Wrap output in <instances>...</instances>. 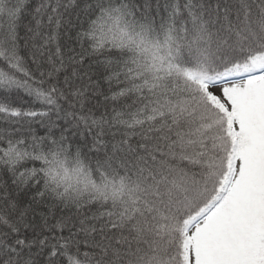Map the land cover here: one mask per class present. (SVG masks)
Masks as SVG:
<instances>
[{"label": "snow or ice", "instance_id": "6c2138e0", "mask_svg": "<svg viewBox=\"0 0 264 264\" xmlns=\"http://www.w3.org/2000/svg\"><path fill=\"white\" fill-rule=\"evenodd\" d=\"M0 264H264V0H0Z\"/></svg>", "mask_w": 264, "mask_h": 264}]
</instances>
